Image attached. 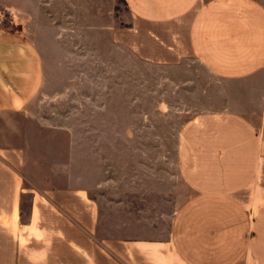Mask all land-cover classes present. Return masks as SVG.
Wrapping results in <instances>:
<instances>
[{"label":"crops","instance_id":"crops-1","mask_svg":"<svg viewBox=\"0 0 264 264\" xmlns=\"http://www.w3.org/2000/svg\"><path fill=\"white\" fill-rule=\"evenodd\" d=\"M122 1L125 26L117 0H23L0 27V264H264V0ZM83 32L181 68L197 97L177 168L133 171L117 200L79 169L64 185L60 170L25 168L22 110L47 58Z\"/></svg>","mask_w":264,"mask_h":264},{"label":"rangeland","instance_id":"rangeland-1","mask_svg":"<svg viewBox=\"0 0 264 264\" xmlns=\"http://www.w3.org/2000/svg\"><path fill=\"white\" fill-rule=\"evenodd\" d=\"M22 11L23 0H0V27H14ZM114 17L120 26L130 23L118 0ZM85 33L47 58L38 92L22 110L25 168L60 170L64 185L79 169L89 185L110 180L117 200L120 182L137 183L127 177L133 171L146 172L142 181L156 178L151 170L177 168L178 134L196 115L197 97L183 92L181 68L141 63L127 48L103 49L99 34L92 37L100 43L88 46Z\"/></svg>","mask_w":264,"mask_h":264},{"label":"trees","instance_id":"trees-1","mask_svg":"<svg viewBox=\"0 0 264 264\" xmlns=\"http://www.w3.org/2000/svg\"><path fill=\"white\" fill-rule=\"evenodd\" d=\"M121 4L123 3V1L122 0H118Z\"/></svg>","mask_w":264,"mask_h":264}]
</instances>
